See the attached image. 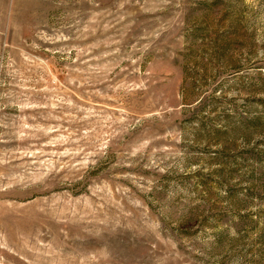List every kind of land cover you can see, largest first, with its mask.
I'll list each match as a JSON object with an SVG mask.
<instances>
[{"label":"rangeland","instance_id":"1","mask_svg":"<svg viewBox=\"0 0 264 264\" xmlns=\"http://www.w3.org/2000/svg\"><path fill=\"white\" fill-rule=\"evenodd\" d=\"M0 264H264V0H0Z\"/></svg>","mask_w":264,"mask_h":264}]
</instances>
